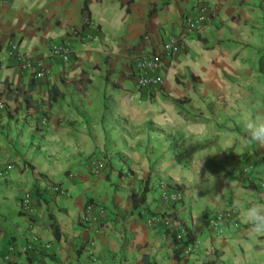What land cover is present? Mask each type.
<instances>
[{"label":"crops","instance_id":"obj_1","mask_svg":"<svg viewBox=\"0 0 264 264\" xmlns=\"http://www.w3.org/2000/svg\"><path fill=\"white\" fill-rule=\"evenodd\" d=\"M83 1L0 0V264L9 246L10 264H175L174 255L179 264H264V237L235 206L264 202V147L247 145L243 127L246 114L264 115V0H221L161 61L163 86L150 96L135 87V57L158 53L184 15L216 0H94L82 11ZM81 25L77 33L96 30L98 40H73ZM9 40L49 76L14 66ZM63 41L73 46L68 64L48 52ZM101 156L105 171L91 175L88 160ZM160 182L183 192L173 211L190 241L175 249L167 232L147 226L150 212L167 207ZM144 185L133 207L127 196ZM24 192L28 213L19 210ZM225 201L238 225L211 229L205 219ZM94 206L103 211L91 225L81 217L89 207L96 216Z\"/></svg>","mask_w":264,"mask_h":264},{"label":"built area","instance_id":"obj_2","mask_svg":"<svg viewBox=\"0 0 264 264\" xmlns=\"http://www.w3.org/2000/svg\"><path fill=\"white\" fill-rule=\"evenodd\" d=\"M221 0L210 5L199 7L197 12L187 14L182 17L180 33L170 34L162 43L161 49L158 53L151 54L146 57H135L133 64V75L135 80V87L137 90L142 91L150 96L153 92H158L163 86V77L160 73L161 61L169 59L174 56L179 50L180 38L186 34H196L200 32L204 25L210 22L215 14L217 6ZM99 34L95 30L92 33L80 32L74 34L73 40L79 43H90L98 40ZM48 52L51 58L61 61L63 64H68L73 54V46L70 41L63 42H50L48 45ZM6 57L11 60L20 71L27 72L32 79L38 80L47 78L49 71L44 67L43 63L32 56L25 55L19 45L9 40L5 49ZM5 107L0 101V111H4ZM47 124L45 118L40 119L39 126L44 128ZM107 159L104 157L91 158L85 166L87 171L94 176H100L107 167ZM245 171V170H244ZM256 188L264 192V181L257 183ZM158 198L166 204V209L156 212L148 218V227H159L161 230L167 232L170 241L175 246L185 241L187 230L185 226L176 220L173 209L180 205L182 202V190L177 185H170L166 183L157 184ZM49 190L55 194L61 193V189L57 185H49ZM30 209V195L28 192L22 193L19 198V210L23 213H28ZM90 207L87 209L89 212ZM96 216L90 218L86 213L81 217L82 221H88L89 224H97L98 217L102 214V208L94 206ZM206 224L211 229H216L221 223H228L232 228L237 227L238 217L237 210L229 204L228 201L224 202L222 209L208 214L205 219ZM217 234V233H216ZM44 249L49 248L47 244L43 245ZM23 252L34 250L32 244H27ZM14 248L9 246L7 248V255L3 256L4 264H10L9 255L12 254Z\"/></svg>","mask_w":264,"mask_h":264},{"label":"clouds","instance_id":"obj_3","mask_svg":"<svg viewBox=\"0 0 264 264\" xmlns=\"http://www.w3.org/2000/svg\"><path fill=\"white\" fill-rule=\"evenodd\" d=\"M243 127L246 133L245 143L247 145L256 144L259 147H264V115H261L259 111L256 115L246 114ZM201 164L202 160L200 161V167ZM235 206L242 209L241 216L244 223L249 226V232L254 237H264V202L257 201L244 208L242 201L237 200Z\"/></svg>","mask_w":264,"mask_h":264},{"label":"trees","instance_id":"obj_4","mask_svg":"<svg viewBox=\"0 0 264 264\" xmlns=\"http://www.w3.org/2000/svg\"><path fill=\"white\" fill-rule=\"evenodd\" d=\"M90 1H94V0H84L83 1V4H82V7H81V10L84 11L86 9V5L88 2ZM87 18H85V22H87ZM84 25V24H83ZM83 25H81L79 28H73L72 31L73 32H77L78 30H80ZM259 69L264 73V62H260V67ZM30 172L32 174V176L35 178V177H38L39 175L35 172V170L33 168H30ZM179 187V186H178ZM179 189L181 190V188L179 187ZM147 191L146 189V186H142V188L138 189V188H133L130 190L129 194H128V199L129 201L132 203L133 207H135L136 205L138 204H141L143 202V196H144V193ZM145 210H147L145 208ZM156 212H150V215H154ZM186 242H189L190 241V238H189V233L187 232V236L185 238ZM174 259L176 261L175 264H179V257H177L176 255H174ZM142 264H154L153 262L151 263H147L146 260H142Z\"/></svg>","mask_w":264,"mask_h":264},{"label":"rangeland","instance_id":"obj_5","mask_svg":"<svg viewBox=\"0 0 264 264\" xmlns=\"http://www.w3.org/2000/svg\"><path fill=\"white\" fill-rule=\"evenodd\" d=\"M171 242V241H170Z\"/></svg>","mask_w":264,"mask_h":264}]
</instances>
